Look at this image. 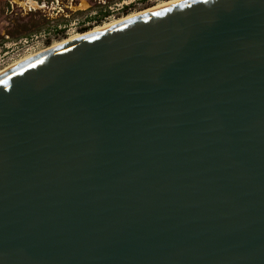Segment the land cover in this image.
Listing matches in <instances>:
<instances>
[{
	"label": "water",
	"instance_id": "water-1",
	"mask_svg": "<svg viewBox=\"0 0 264 264\" xmlns=\"http://www.w3.org/2000/svg\"><path fill=\"white\" fill-rule=\"evenodd\" d=\"M0 264H264V0H187L0 76Z\"/></svg>",
	"mask_w": 264,
	"mask_h": 264
},
{
	"label": "flooded vegetation",
	"instance_id": "flooded-vegetation-1",
	"mask_svg": "<svg viewBox=\"0 0 264 264\" xmlns=\"http://www.w3.org/2000/svg\"><path fill=\"white\" fill-rule=\"evenodd\" d=\"M117 1L121 0H0V39L27 37L34 41L35 34H38L36 38L45 39L44 43H48L69 37L72 32H89L93 23L109 19L115 11L120 15V12L132 11L138 5L156 4L150 0H131L113 10L112 6H119ZM109 3L112 6L107 5ZM95 8H102L101 14L94 13L92 10Z\"/></svg>",
	"mask_w": 264,
	"mask_h": 264
},
{
	"label": "rangeland",
	"instance_id": "rangeland-1",
	"mask_svg": "<svg viewBox=\"0 0 264 264\" xmlns=\"http://www.w3.org/2000/svg\"><path fill=\"white\" fill-rule=\"evenodd\" d=\"M110 2L111 0H104V2ZM166 0H150V2H156V3H161L164 2ZM129 3L131 2V0H121V1H117V3L119 4V6H112L110 3L107 5H111L113 7V10L119 9L122 6H125V3ZM138 4H140V2L138 1ZM151 6L153 5V3H150ZM99 7H101L100 5H98ZM151 6H143V5H138L136 6V8L132 11L123 13L120 12L121 14L119 15V13L117 11H115L113 14H111V17L107 20H103V22H99L98 24L93 23V25L91 26L90 29L97 27V26H101L107 23H112L115 20L121 19L124 16L130 15L132 13H136L139 11H142L144 9H147ZM104 8H107L106 6H104ZM101 10L102 8H95L92 11L94 13L99 12V14H101ZM72 29H75V27H72ZM75 34H78V32H72L70 36H73ZM36 36H38V34H35V38L34 41H31V38H27V37H22V38H16V39H11V40H1L0 39V69L14 63L15 61H18L24 57L30 56L31 54H35L41 50H43L46 47H49L50 45H53L56 42H60L66 38H62V39H54L51 42L48 43H44L45 39L42 38H36Z\"/></svg>",
	"mask_w": 264,
	"mask_h": 264
},
{
	"label": "bare ground",
	"instance_id": "bare-ground-1",
	"mask_svg": "<svg viewBox=\"0 0 264 264\" xmlns=\"http://www.w3.org/2000/svg\"><path fill=\"white\" fill-rule=\"evenodd\" d=\"M184 1H187V0H166L164 2H161V3H156L154 4L152 7L148 8V9H145V10H142V11H139V12H136V13H132L130 15H127V16H124L122 17L121 19H118V20H115L114 22L112 23H107V24H104V25H101V26H97L95 28H93L92 30H90L89 32H86V33H79V34H75L73 36H69L68 38L60 41V42H56L54 43L53 45H50L49 47H46L44 48L43 50L35 53V54H31L30 56H27V57H24L18 61H15L14 63L0 69V76H2L3 74L7 73L8 71H10L11 69L33 59V58H36L40 55H42L43 53L47 52V51H50L54 48H57L59 46H62V45H65V44H68V43H71L75 40H78L84 36H87L89 34H92V33H95V32H98V31H102V30H105V29H108V28H111L113 26H116V25H119L123 22H126L130 19H133L135 17H138V16H141V15H144V14H147L149 12H152V11H155L157 9H160V8H163V7H166V6H170V5H173V4H177V3H180V2H184Z\"/></svg>",
	"mask_w": 264,
	"mask_h": 264
}]
</instances>
